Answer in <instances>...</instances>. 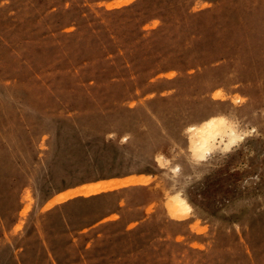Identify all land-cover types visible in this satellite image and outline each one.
<instances>
[{
    "label": "rangeland",
    "instance_id": "1",
    "mask_svg": "<svg viewBox=\"0 0 264 264\" xmlns=\"http://www.w3.org/2000/svg\"><path fill=\"white\" fill-rule=\"evenodd\" d=\"M0 264H264V0H0Z\"/></svg>",
    "mask_w": 264,
    "mask_h": 264
},
{
    "label": "bare ground",
    "instance_id": "2",
    "mask_svg": "<svg viewBox=\"0 0 264 264\" xmlns=\"http://www.w3.org/2000/svg\"><path fill=\"white\" fill-rule=\"evenodd\" d=\"M120 3V2H119ZM121 5V4H120ZM134 177H130L124 180H112V181H100L97 183H89L87 185H83L79 188L69 190L68 192L62 193L58 195L55 199L49 202V205L55 204L56 202H61L66 199H69L75 195H82V194H95L106 189L115 188L119 185H125L132 181H134Z\"/></svg>",
    "mask_w": 264,
    "mask_h": 264
}]
</instances>
